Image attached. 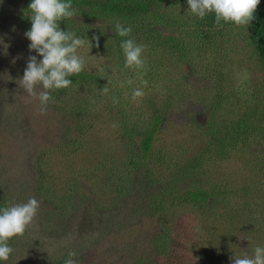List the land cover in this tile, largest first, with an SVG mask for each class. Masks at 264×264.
<instances>
[{"label":"rangeland","instance_id":"obj_1","mask_svg":"<svg viewBox=\"0 0 264 264\" xmlns=\"http://www.w3.org/2000/svg\"><path fill=\"white\" fill-rule=\"evenodd\" d=\"M22 10L21 0H6L0 4V98L3 100L0 102V184L6 198L11 201L22 204L35 197L41 205L27 232L31 237L26 236L24 246L14 251L2 264H59L64 251L75 253L74 257L67 259H74L76 264H136L139 258L151 262L155 257L157 261L161 259L158 262L162 264H217L216 261L210 262V258L213 239L219 238L220 230L222 234L231 231L232 237H235L233 244L240 241L239 250L242 253L247 251L251 254L256 246L264 247V222L261 223L259 213L255 217L249 213L254 205L263 207L264 191L243 196L255 175L258 179V176L262 178L264 175V170L258 169L256 163L264 147V132H253L254 139L251 137L249 143L253 145L258 141V147L245 146L242 150V144H239L238 150L233 152L241 157V168L212 169L209 173L215 180H221L219 173L223 177L224 172L231 173L237 182L227 197L221 195L218 198L224 211L214 219L218 226L210 244L205 230L198 232L202 222L206 225L209 220L193 211L191 206L179 209L174 218L170 214L165 219L161 218L162 213H155L154 201L149 199L154 188L142 186L140 176L143 173L125 165L130 157L126 154L127 150L134 146L133 141L137 143L141 139L136 133L125 134L130 128L128 124L147 120V103H161L166 86L172 87L174 81L179 85L177 106L167 109L166 117L170 123L158 136L164 142H158L156 146L161 154L164 153L162 148H166L169 154L176 152L179 156L177 146L183 150H197L202 146L204 139L199 137L201 131L190 123L189 118L204 126L210 113L203 111V107H207L204 105L205 98L214 97L216 86L221 85L226 91L239 88L242 92L241 86L245 81L254 85L260 80L263 73L249 52L251 48L247 47L246 26L223 29L224 35L216 38L219 46L211 49L208 55L193 53L189 65L161 59L165 74L160 81L150 82L149 89L142 90L143 97L133 100L132 93L140 84L127 89L123 88V82L131 86L129 81L137 83L140 78L133 72L126 75L124 66L119 73L116 72L119 58L115 52L117 43L103 39L102 32L110 30L108 26L94 24L96 30H100V33L94 34L99 37L98 46L97 41L88 39L92 47L86 43L78 49V54L85 60V72L98 75L91 82L98 97L92 110L96 115L91 116L92 128L88 134L87 124L82 130L85 134L80 135L68 112L71 101L68 95H56L52 91L54 102L49 103L46 111L41 113L39 102L28 99L19 85L28 57H40L34 50H29L30 41L24 35L26 30L19 25L18 15H25ZM173 14L177 15V11ZM114 81L118 85L108 87ZM105 86L107 93L102 90ZM77 93L81 92L77 88L72 89L73 98ZM241 97L245 98L244 95ZM114 98L118 101L117 105ZM92 143L98 146L91 147ZM251 149L253 155L247 153ZM43 153L45 156H42ZM72 163L76 168L68 167ZM101 163L108 167H101ZM94 167L97 171L93 170ZM128 173L130 176L125 183L127 194L122 192L123 196L107 200V207L100 209L95 194L99 186L94 183L95 179L102 182L104 189L106 180L108 183L120 180ZM42 181L48 185L41 184ZM179 184L180 190L189 188L188 183ZM237 191L243 197L239 206L235 205ZM243 202L245 205H241ZM210 206L209 203L206 209H200L208 210ZM170 229L174 237L171 247L167 244L168 238L164 237ZM183 243L190 245V249L180 252L176 259L166 261V247L169 251Z\"/></svg>","mask_w":264,"mask_h":264},{"label":"trees","instance_id":"obj_2","mask_svg":"<svg viewBox=\"0 0 264 264\" xmlns=\"http://www.w3.org/2000/svg\"><path fill=\"white\" fill-rule=\"evenodd\" d=\"M5 1L0 0V4ZM21 2L23 6L22 12L25 15H18V21L23 30L28 31L31 29L30 17L32 13L28 9L31 0H21ZM72 5L77 9V13L73 18L60 22L61 30L74 32L77 37L84 40L95 41L92 39L94 34L100 33V30H96L97 26L99 25L100 27L102 24L108 26L107 29L110 30H104L102 36L105 40L110 39L111 42L117 43L115 50L119 57L116 61L117 73L123 66L125 67V57L120 47L122 40L131 38L138 44L145 46L143 53L145 67L142 69L125 67L126 75L129 72H133L140 78L137 83L132 82L131 86H128V83L124 81L123 88L127 89H133L135 85L140 84L139 89L147 90L150 82L153 83V80L156 81V79L160 81L159 79L165 74L160 62L163 58L174 60L175 63L189 65L193 53L194 55H197V53L208 55L211 49L213 50L219 46L216 43V38L224 35L225 30L223 29L236 26L233 23L224 22L217 25L214 13L206 15L203 19L199 18L191 13L187 0H72ZM175 11H177V15L173 14ZM117 22L126 27L131 26L130 37H120L116 34L115 24ZM94 24H97V26H94ZM93 29L94 32H92ZM244 33H246L248 39L247 47L251 48L249 52L263 74L254 85H248V82L245 81L241 86L243 87L242 92L239 88H235L239 90H235L237 92L233 91L234 88H229L230 90L226 91L225 87L218 85L216 86L215 90L217 93L214 94V97L211 99L205 98L204 105L207 107H203V111H209L210 113H208L204 126L202 127V124L192 119V117L189 118L190 123L196 125L201 131L199 137L204 139L201 147L197 150H183L180 149V146H177L179 156H176V152L169 154L166 148H162L163 154L157 151V143L164 142L158 136L162 129L168 127L170 123L166 117L167 109L177 106L175 102L177 101L179 89L177 86L179 85L175 84V81L172 87H165L166 89L161 96V103H158V105H149L147 103L146 112L149 115L148 119L146 120L145 118L143 122H131V124H128L130 128L125 131L128 136L136 133L141 137L137 143L133 141L135 143L134 146L127 150L126 154L130 157L127 158L125 165L128 169L132 168L137 173H143L140 176L143 181L142 186L154 188V193L149 196V199L154 201L155 213H162L160 217L164 219L168 214L174 218L175 213L179 209L184 210L186 207L191 206L194 209L193 211L199 212L202 214L201 217L209 220L206 225L202 222V226L198 230V232H202V229L205 230L204 233L209 238V244L213 239L216 226H218L214 219L216 215L222 214L224 211L218 198L221 195L227 197L230 190L235 187L233 185L236 182V178L233 179V174L231 173L224 172L225 177L219 173L221 180H215L209 173L212 169L241 168V157L233 152L238 150L239 144H242L240 146L242 150H245V146L255 145L258 147V141L253 145L249 142L251 137L254 139V131L264 132V0H260L255 18L250 25L246 26ZM96 77L98 75H90L84 69L80 74L69 77L73 82L70 87L53 91L56 95H68L71 98L70 103H68L70 105L68 112H70L71 121L76 123L80 135L85 134V131L82 130L87 124L88 134L92 128L91 116L94 117L96 115L95 112L92 113V110L98 97L95 96L91 83ZM143 81H147L146 86ZM115 84L118 85L116 81L111 82L108 87H112ZM244 87L248 90L247 92H245ZM74 88H77L81 93L75 94L73 98L71 92ZM241 95H244L245 98L242 99ZM1 101L3 102L2 98H0ZM108 107L110 106L108 105ZM137 127H139L138 130ZM237 134L243 137L239 138ZM192 141L195 142V140ZM72 144H74V141H72ZM97 146L98 144L93 143L91 145V147ZM247 153L253 155V150L251 149ZM42 156H45V154L43 153ZM99 156L96 155V157ZM100 157L102 161L105 160L102 156ZM255 158L257 157L255 156ZM96 159L94 158V160ZM257 159H259L256 161L257 168L264 170V147L261 157ZM68 165V167L76 168L74 163ZM99 166L100 164L96 167ZM96 167L93 168L94 171H97ZM101 167L107 168L108 166L101 163ZM106 171L107 173L109 172V170ZM129 176L130 173L120 178V180L114 179V181L109 183L105 178L106 186L104 189L101 187L102 182L98 178L95 179L94 183L99 186L95 189V194L97 201L100 202V209L107 207V200L124 195L122 192H126L125 183L128 182ZM258 177L259 179L255 175L253 182L246 186L248 190L243 192L244 197H249L255 192L264 191V175L262 178L261 176ZM111 179L113 178L111 177ZM178 183H188L189 185L187 184V186L189 188L180 190ZM41 184L48 185L45 181H42ZM3 190L2 184H0V208L21 204L6 198ZM49 190L52 189L49 187ZM235 194L237 195V203H234L239 206L241 203L240 199L243 197L238 191ZM91 202L95 208H98L93 200ZM209 203L211 206L208 210L202 211L200 209V207L206 209ZM241 205H245V203L243 202ZM241 212L243 211L241 210ZM249 213L252 217L259 213L258 216L261 223L264 222V205L263 207L254 205L250 208ZM218 228L220 229V227ZM28 230L30 229L28 228L24 235L16 236L8 241L14 251L24 246L23 240H25L26 236L31 237V234H27ZM171 233L172 230L170 229L164 235L165 238H168L167 244L169 247L174 244V237H172ZM234 238L230 230L223 234L220 230L219 238L213 239V252H211L210 262L232 264V258L235 255L239 256L242 254L239 250L240 241L233 244ZM189 249L190 245L187 246V243L176 246L169 251L168 247H166V256H168L166 261L170 258L176 259L182 252ZM68 257L69 253L64 251L60 255L61 263L64 264ZM159 260L161 259L158 258ZM158 261L157 257L151 262H146L139 258L135 263L162 264ZM3 262L5 261H0V264Z\"/></svg>","mask_w":264,"mask_h":264},{"label":"clouds","instance_id":"obj_3","mask_svg":"<svg viewBox=\"0 0 264 264\" xmlns=\"http://www.w3.org/2000/svg\"><path fill=\"white\" fill-rule=\"evenodd\" d=\"M260 0H187L189 10L203 19L210 13L215 14V22L233 23L236 26H248L255 18ZM31 10V29L25 32L30 41L29 50L35 51L42 60L36 56H29L27 66L20 87L27 94V98L38 101L40 112L46 111L49 103L54 99L52 91L68 88L72 85L69 79L84 70L85 60L78 54V49L86 43L92 47L91 42L79 38L74 32L61 30L60 22L73 18L77 9L72 0H31L28 6ZM116 34L120 37H130L132 28L119 22L115 24ZM98 41V36H93ZM120 47L125 57V67L142 69L145 67L143 53L145 46L138 44L134 39L128 38L121 42ZM132 83V81H129ZM147 85V81H143ZM107 93L108 88L103 87ZM144 92L137 88L132 93L133 100L143 97ZM114 102L115 101L114 98ZM41 202L35 197L29 198L26 203L15 204L0 208V261H7L14 249L8 241L16 236H22L34 222ZM75 253L70 252L69 257ZM65 264H76L74 259H67ZM232 264H264V247L256 246L252 253L247 251L232 258Z\"/></svg>","mask_w":264,"mask_h":264}]
</instances>
